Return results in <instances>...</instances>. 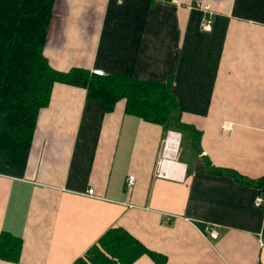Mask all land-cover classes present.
I'll return each instance as SVG.
<instances>
[{
	"label": "crops",
	"instance_id": "1",
	"mask_svg": "<svg viewBox=\"0 0 264 264\" xmlns=\"http://www.w3.org/2000/svg\"><path fill=\"white\" fill-rule=\"evenodd\" d=\"M200 1L207 12L197 0H55L53 69L171 78L177 107L157 124L55 83L23 176L0 173V234L21 239L18 260L0 264H89L112 227L155 254L132 264H264V204L248 182L264 177V0ZM171 130L179 143L156 177Z\"/></svg>",
	"mask_w": 264,
	"mask_h": 264
},
{
	"label": "trees",
	"instance_id": "2",
	"mask_svg": "<svg viewBox=\"0 0 264 264\" xmlns=\"http://www.w3.org/2000/svg\"><path fill=\"white\" fill-rule=\"evenodd\" d=\"M54 4L55 0H0V173L13 177L24 174L38 113L48 105L55 83L86 89L89 99L106 103L107 111L124 100L126 112L157 124H164L177 107L171 78L157 82L81 68L53 69L43 48ZM240 178L235 175L237 181ZM248 182L264 191V177ZM20 250L19 237L0 234V259L17 261ZM143 254L155 257L126 230L112 227L86 257L89 264H132ZM76 264L88 263L81 259Z\"/></svg>",
	"mask_w": 264,
	"mask_h": 264
},
{
	"label": "built area",
	"instance_id": "3",
	"mask_svg": "<svg viewBox=\"0 0 264 264\" xmlns=\"http://www.w3.org/2000/svg\"><path fill=\"white\" fill-rule=\"evenodd\" d=\"M197 6L200 7L204 12H207L208 9H209L207 6L202 5L200 0H197ZM200 28L203 31H210L211 28H212V19L210 17H208V16H203L201 18V21H200ZM171 140L174 141L173 149H177V146H178V143H179V133H177L175 131H172V130L167 132V134L165 136V139H164V142H163L161 158L158 161V169H157V171L155 173L156 177H163L165 175L164 173H162L160 161H161L162 157L165 155V150L167 148V145L168 144H170V145L172 144V143L169 142ZM134 181H135V177L133 175L127 176L126 186L133 185ZM86 194L88 196H93V189L89 188L86 191ZM254 202H255L256 206H262L264 204V191H259L258 192V194L255 197V201ZM209 236L211 238H216L217 233L215 231H209Z\"/></svg>",
	"mask_w": 264,
	"mask_h": 264
},
{
	"label": "rangeland",
	"instance_id": "4",
	"mask_svg": "<svg viewBox=\"0 0 264 264\" xmlns=\"http://www.w3.org/2000/svg\"><path fill=\"white\" fill-rule=\"evenodd\" d=\"M188 148H189V138H188V136L186 135V138H185V140L183 141V145H182V149H183L182 154H183V155H187V154L189 153Z\"/></svg>",
	"mask_w": 264,
	"mask_h": 264
},
{
	"label": "bare ground",
	"instance_id": "5",
	"mask_svg": "<svg viewBox=\"0 0 264 264\" xmlns=\"http://www.w3.org/2000/svg\"><path fill=\"white\" fill-rule=\"evenodd\" d=\"M169 142L172 143V144H171L172 146H171L170 144H168L166 154H168L169 150L172 149V147L174 146V141H173V140H171V141H169ZM165 158H166V157H165ZM165 158H164V159H165ZM161 162H162V161H161ZM162 173H164V172L162 171Z\"/></svg>",
	"mask_w": 264,
	"mask_h": 264
}]
</instances>
